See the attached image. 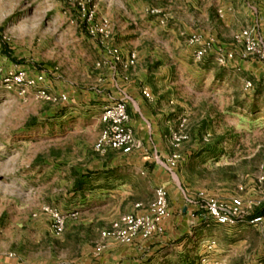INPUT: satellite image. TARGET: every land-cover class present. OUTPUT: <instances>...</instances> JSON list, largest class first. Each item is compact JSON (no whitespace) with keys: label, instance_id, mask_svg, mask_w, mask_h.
I'll return each instance as SVG.
<instances>
[{"label":"rangeland","instance_id":"1","mask_svg":"<svg viewBox=\"0 0 264 264\" xmlns=\"http://www.w3.org/2000/svg\"><path fill=\"white\" fill-rule=\"evenodd\" d=\"M89 8L96 11V23L109 22L106 43L156 51L177 68L179 103L169 109L175 108L178 127L185 121L190 138L174 145L170 137L173 153L166 163L179 170L190 198L203 207L210 198L264 201V76L254 78L235 61L254 59L241 56L237 37L247 29L264 36V0H0L4 71L36 74L48 69L45 64L69 62L60 81L56 71H48L50 92L66 100L46 101L33 92L23 96L0 81V257L21 254L60 264L77 253L80 210L74 197L64 194L73 187L58 179L64 161L74 160L73 146L83 137L96 143L100 136L102 108L92 97V70L110 67L102 37L89 32ZM196 33L216 38L238 55L225 65L215 52L196 59L188 43ZM97 49L103 55L98 61L91 55ZM74 62L77 68L70 65ZM151 189L145 194L147 209L156 197ZM45 206L68 216L61 235L52 231ZM211 234L214 242L204 252L211 258L203 264H264V227L241 222ZM204 250L198 247L192 255L198 259Z\"/></svg>","mask_w":264,"mask_h":264},{"label":"crops","instance_id":"2","mask_svg":"<svg viewBox=\"0 0 264 264\" xmlns=\"http://www.w3.org/2000/svg\"><path fill=\"white\" fill-rule=\"evenodd\" d=\"M91 43L97 47L95 42ZM123 45L117 44L127 57L134 48H123ZM137 53V64L127 70L119 67L116 72L108 66L94 65L92 97L99 101L101 115L105 106L124 99L131 115L130 126L142 147L131 153L111 149L101 154L94 147L95 139L85 137L73 146L74 160L64 161L66 170L58 180L73 187L64 194L73 196L76 209L80 210L77 220L80 235L75 240L78 250L74 258L60 264H203L211 258L204 252L214 242L212 230L226 226L206 217L203 205L190 198V192L183 187L179 170L173 171L166 163L173 153L169 139L179 123L175 108L169 109L178 107L179 103L174 96L176 84L181 79L176 75L177 68L156 51ZM92 54L96 61L103 58L98 49ZM235 61L254 78L264 76V64L260 60ZM68 63L61 59L58 64L45 66L47 71H56L54 74L60 81L61 73L68 72ZM70 65L73 68L79 66L77 62ZM125 76L129 78L125 79ZM146 91L149 97L145 95ZM101 115L98 124L102 131ZM148 186L152 188L153 197L159 187L164 186L169 191L170 216L163 224V232L150 239L139 237L130 244L104 238L102 232L122 215L147 211L150 200L145 194ZM198 247L205 250L197 259L192 254ZM0 262L49 264L26 260L21 254L11 259L3 255Z\"/></svg>","mask_w":264,"mask_h":264},{"label":"built area","instance_id":"3","mask_svg":"<svg viewBox=\"0 0 264 264\" xmlns=\"http://www.w3.org/2000/svg\"><path fill=\"white\" fill-rule=\"evenodd\" d=\"M89 23V32L93 36H101V43L106 46V60L104 63L110 66L113 71L118 72L119 67L130 69L137 62V52L133 51L126 57L121 48L106 43L103 38L111 35L109 22L103 19L95 22L96 11L90 9L85 12ZM237 39L243 44L241 56L246 58H258L264 61V36L254 33L252 30H244ZM188 43L194 47L195 58L200 60L211 53H216L217 61L225 65L236 58L237 51L226 48L219 44L214 37H205L200 33L193 34ZM99 65L101 63H98ZM49 74L47 70L31 74L26 69H12L4 71L0 66V81L7 91H15L20 95L27 96L33 92L36 97L46 101L66 100V95L56 96L49 90ZM125 76V79H128ZM146 96L150 94L146 91ZM101 120L104 127L95 143V149L101 154L109 150H119L124 153H131L142 147V143L135 137L133 128L130 126L131 115L127 102L119 99L104 107ZM190 138L185 121L172 131L171 139L174 145H179ZM178 156L170 161L175 166ZM264 183V176L260 178ZM264 200V197H263ZM264 203L262 200L245 202L244 199L235 197L231 201H220L210 198L204 206L206 217L222 225H236L241 222H249L253 225L264 227V214H256V208ZM141 204L138 205L140 207ZM43 211L51 219V228L56 235H61L67 224L68 216L56 207L45 206ZM170 216L169 191L162 186L156 190V197L151 206L143 214H124L115 220L111 227L102 232L107 239H114L122 243H134L137 238L150 239L163 232V224ZM5 264V263H1Z\"/></svg>","mask_w":264,"mask_h":264},{"label":"trees","instance_id":"4","mask_svg":"<svg viewBox=\"0 0 264 264\" xmlns=\"http://www.w3.org/2000/svg\"><path fill=\"white\" fill-rule=\"evenodd\" d=\"M256 214H259V215L264 214V205L256 210Z\"/></svg>","mask_w":264,"mask_h":264}]
</instances>
